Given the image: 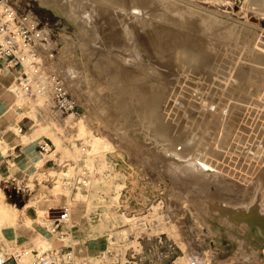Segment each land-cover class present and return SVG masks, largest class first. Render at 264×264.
Listing matches in <instances>:
<instances>
[{"label":"rangeland","instance_id":"374dc122","mask_svg":"<svg viewBox=\"0 0 264 264\" xmlns=\"http://www.w3.org/2000/svg\"><path fill=\"white\" fill-rule=\"evenodd\" d=\"M114 1L79 2L93 35L85 42L77 24L41 6L39 0H10L19 12L33 13L52 29L59 66L55 68L85 116L79 124L72 123L73 130L40 119L31 130L46 125L50 131L46 136L56 143L60 159L82 157L91 168L99 167L98 177L110 178L101 188L104 198L97 208L119 217L95 243L99 251L90 258L107 249L110 230L129 234L137 229L140 237L130 236L119 247L141 252L140 264H259L264 254V0H147L143 12L127 8L125 0ZM187 7L197 12H187ZM143 18L148 27L135 24ZM63 37L76 42L66 60L59 56ZM185 56L188 60L182 59ZM71 74L82 84L79 94L68 83ZM123 75L144 78L139 81L150 86L148 98L130 95L131 82H122ZM120 103H126L124 110ZM144 108L155 116L149 119L148 135L138 115ZM28 115L36 118V109ZM91 134L113 144L105 157L94 156L93 161L81 150V145L88 147L85 142ZM65 138L73 139V145ZM68 166L67 175L72 177L75 167ZM58 167L46 164L21 184L19 192L17 186L1 184L0 198L13 206L26 196L31 201L47 199L49 195L40 198L44 194L35 192L38 181L47 179L67 191L68 184L58 173L67 170ZM118 182L125 184L116 198L113 187ZM50 191L54 194V187ZM58 194L60 199L64 193ZM234 213L241 219L231 223ZM123 215L133 216L131 222ZM135 221H146L147 229ZM251 224L257 228L251 229ZM142 229L148 233L146 238ZM3 247L6 252L12 249ZM95 262L116 264L113 258Z\"/></svg>","mask_w":264,"mask_h":264},{"label":"built area","instance_id":"2783aa9c","mask_svg":"<svg viewBox=\"0 0 264 264\" xmlns=\"http://www.w3.org/2000/svg\"><path fill=\"white\" fill-rule=\"evenodd\" d=\"M52 35V29L36 15L29 12H19L11 4L10 0H0V59L5 58L0 71L3 69H19L16 90L25 98V103L16 106L17 111L35 108L37 112H50L58 116L62 128L73 130L72 123L77 124L83 116V110L76 98L72 95L65 77L56 70L57 45ZM23 119H30L32 124H38V118L34 119L25 115ZM64 142L73 145V139H64ZM39 151L49 165L58 164L67 169L73 165L76 174L71 178L74 189L79 186L86 187L93 177L101 174L98 167H90L85 159L63 158L57 151V145L51 138L41 139ZM84 151L86 145H82ZM50 176H54L50 174ZM46 181L52 182L50 179ZM73 198L62 204L59 208L52 207L49 211L51 220L50 232L55 234L61 244L49 248L33 256L30 260L25 258L26 250L13 248L6 253L0 251V264H91L83 259L76 250L72 240L73 225H70ZM96 218L102 213L98 212ZM141 222V223H140ZM137 225H143L147 229L146 221H135ZM144 238L148 236L147 231ZM116 231L112 229L107 233L108 247L102 252V261L113 258V263L140 264L138 260L141 252L132 247L122 249L128 237L138 235L140 230ZM135 232V233H134ZM122 243V244H121ZM124 261V262H123ZM99 264V263H98ZM259 264H264V254Z\"/></svg>","mask_w":264,"mask_h":264},{"label":"bare ground","instance_id":"6f19581e","mask_svg":"<svg viewBox=\"0 0 264 264\" xmlns=\"http://www.w3.org/2000/svg\"><path fill=\"white\" fill-rule=\"evenodd\" d=\"M63 0H39V3H40V5L41 6H47V7H51V8H53L59 15H65V16H67L70 20H72L75 24H77L78 26H79V28H80V31H81V39L82 38H84L85 40V42L87 41V38H88V40H89V38H90V36L92 35L91 34V28H90V25H89V23H90V21H89V19H88V17L85 15V13L84 12H82L83 10H81V9H84L83 8V6L79 3V2H81V0L79 1V0H67L68 1V3L67 4H63V2H62ZM106 1V0H105ZM114 1V0H113ZM116 1H118V0H116ZM153 1V0H152ZM151 1V2H152ZM156 1L157 0H154V2L156 3ZM171 1H173V0H171ZM182 1H184V0H182ZM108 3V2H107ZM122 3V2H121ZM162 3V2H161ZM114 4H116L115 3V1H114ZM120 4V3H119ZM147 4V0H125V5L127 6V8H130V9H132L133 7H134V10L135 11H137L138 9H139V11L140 12H143L144 11V9H143V6H145ZM164 4V3H163ZM189 4V3H188ZM113 5V4H112ZM148 5V4H147ZM162 5V4H161ZM167 5V4H166ZM173 5V4H172ZM175 5H178V3H175ZM193 5V4H192ZM197 6V5H196ZM195 6V7H196ZM148 7V6H147ZM171 7V6H170ZM193 7H194V5H193ZM146 8V7H145ZM148 9V8H147ZM86 10V9H85ZM84 10V11H85ZM184 10H186L187 12H197V11H195L193 8H190V7H187V8H185ZM184 10H183V12H184ZM134 11V12H135ZM171 11H175V8H171ZM91 12V11H90ZM151 12V11H150ZM147 13V12H146ZM145 13V14H146ZM160 13V12H159ZM162 13H163V11H162ZM179 13V12H178ZM141 14V13H140ZM158 14V13H157ZM89 16V15H88ZM155 16V15H154ZM161 16V15H160ZM124 17V16H123ZM163 17H164V15H163ZM163 17H161V18H163ZM210 17V16H209ZM139 18V17H138ZM145 18H147V17H145ZM154 18V17H153ZM164 19V18H163ZM206 19V18H205ZM207 19H209L210 21L212 20V18L210 17V18H207ZM129 20H131V19H129ZM135 21L137 20V19H134ZM133 20V21H134ZM213 20H214V18H213ZM133 21H131L132 23H133ZM134 21V22H135ZM151 21V20H150ZM209 21V22H210ZM130 21H129V23H131ZM201 22V21H200ZM204 22V21H203ZM208 22V21H207ZM213 22V21H212ZM219 22V21H218ZM126 23V22H125ZM131 23V24H132ZM150 23H152V21L150 22ZM160 23V22H159ZM214 23V22H213ZM101 24V23H100ZM103 24H106V23H103ZM135 24H137V25H142L143 27H148V20L147 19H145L144 20V18L143 19H138V21L137 22H135ZM134 24V25H135ZM211 24V23H210ZM102 25V24H101ZM123 25V24H122ZM129 25V27L131 26L130 24H128ZM134 25H132V26H134ZM137 25H135V26H137ZM206 25V24H205ZM215 25V24H214ZM218 25V24H217ZM106 26H108V25H106ZM131 26V27H132ZM142 26H140L142 29H143V27ZM207 26V25H206ZM103 27V26H102ZM130 27V28H131ZM160 27V26H159ZM225 27V26H224ZM108 28V27H107ZM114 28V27H113ZM123 29V28H122ZM155 29V28H154ZM170 29V28H169ZM227 29H228V27H227ZM230 29V28H229ZM174 30V29H173ZM230 30H232V29H230ZM234 30V29H233ZM124 31H125V29H124ZM145 31V30H144ZM147 31H148V29H147ZM206 31V30H205ZM224 31H225V29H224ZM150 32H152V31H150ZM156 32V31H155ZM226 32V31H225ZM133 33V32H132ZM228 33V32H227ZM128 34V33H127ZM149 34V33H148ZM228 34H230V33H228ZM235 34V33H234ZM254 34V33H253ZM237 35V34H236ZM256 35V34H255ZM93 36V35H92ZM122 36V35H121ZM120 36V37H121ZM124 36V35H123ZM123 36H122V38H123ZM242 36V35H241ZM259 36V35H258ZM119 37V38H120ZM134 37H136V35L134 36ZM147 37V36H146ZM127 38V37H126ZM129 38V37H128ZM144 38V37H143ZM118 39V38H117ZM121 39V38H120ZM130 39H132V38H130ZM140 39V38H139ZM147 39V38H146ZM163 39V38H162ZM168 39V38H167ZM242 39V38H241ZM119 40V39H118ZM126 39H124V41H125ZM127 40H129V39H127ZM126 40V42H127V44H129L128 42L129 41H127ZM133 40H135L134 38H133ZM133 40H132V42H133ZM258 40V39H257ZM136 41H137V37H136ZM141 41H142V39H141ZM182 41V40H181ZM62 42H63V47H62V49H61V54L59 55L60 56V58H62V60H66L67 58H66V56H68L67 54H68V52L71 50V49H73V48H75V41L72 39V38H68V37H63V39H62ZM125 42V43H126ZM57 42L55 41V43H54V45H57L56 44ZM136 43V42H135ZM138 43H141L140 41L138 42ZM144 43V42H143ZM149 43V42H148ZM145 44V43H144ZM80 46V45H79ZM165 47V46H164ZM80 49H83L81 46L79 47ZM163 48V47H162ZM154 50V49H153ZM83 51V50H82ZM72 52V51H71ZM81 55H82V53H81ZM83 55H84V53H83ZM91 56V55H90ZM157 56V55H156ZM84 57V56H83ZM107 57V56H106ZM91 58V57H90ZM103 58V57H102ZM88 60H89V58H87ZM112 59V58H111ZM183 60H188V58H187V56H185V57H183L182 58ZM80 60V59H79ZM84 60V59H83ZM67 61H70V60H67ZM91 61V60H90ZM96 61L98 62V61H100V62H102L101 60H97V58H96ZM122 61V60H121ZM174 61V60H173ZM87 62H89V61H87ZM92 62V61H91ZM95 62V61H94ZM93 62V63H94ZM96 62V63H97ZM100 62H98L99 64H100ZM113 62V61H112ZM58 62H57V60H56V65H55V67L57 68V67H59L58 66V64H57ZM60 63V62H59ZM84 63V62H83ZM98 63H97V65H98ZM106 63V62H105ZM187 63V62H186ZM77 64V63H76ZM90 64V63H89ZM104 64V63H103ZM185 64V63H184ZM75 65V64H74ZM73 64H72V66H71V69H72V71L73 72H75L76 73V71H77V69H75L73 66H74ZM105 65V64H104ZM102 67H103V65H101ZM210 66V65H209ZM75 67H76V65H75ZM86 67H87V65H86ZM104 67H106V66H104ZM103 67V68H104ZM12 71V70H11ZM17 73H18V77H19V69H16L15 70ZM89 72H90V70H89ZM78 73V72H77ZM148 73V72H147ZM228 74V73H227ZM152 75V74H151ZM187 75V74H186ZM120 76V75H119ZM133 76L134 75H132V76H121V79H123L122 80V82H131V86H130V90H127V91H129V93H130V95H138V99H140V100H143V99H146V98H148V96L145 98V95H148V91H149V87L147 88V87H145V86H143L145 83L147 84V82H140L139 80H142V79H144V78H142L141 76H139L138 78L137 77H135V78H133ZM148 77V76H147ZM155 77V76H154ZM127 80H126V79ZM196 78V77H195ZM68 80V83H69V85L71 86V88L76 92V94H79L80 92H81V90H83L82 89V84H81V82H77L76 81V79H75V77H74V75L73 74H71V76H70V78H68L67 79ZM182 80V79H181ZM136 81H139V82H136ZM147 81V80H146ZM136 82V83H135ZM151 82V81H150ZM17 83H18V78L14 81V84H13V90H12V92L16 95L18 92H17V90H16V86H17ZM182 83V82H181ZM184 83V82H183ZM187 85V84H186ZM159 88V87H158ZM122 90V89H121ZM124 90V89H123ZM151 90H152V88H151ZM171 90V89H170ZM151 92V91H150ZM145 93H147V94H145ZM152 93V92H151ZM159 93V92H158ZM19 94V97H20V101H19V104H23V103H25V98L22 96V95H20V93H18ZM83 95V94H82ZM121 95V94H120ZM129 95V96H130ZM188 95V94H187ZM79 96V95H78ZM81 98H82V96H81ZM124 99V98H123ZM84 102H85V100H84ZM137 102V101H136ZM126 104V103H125ZM124 103H120V109L121 110H124L125 108H126V106L127 105H125ZM131 104H133L132 103V101H131ZM147 104V103H146ZM184 104V103H183ZM133 105H135V106H138V103H134ZM143 106H145L144 104H142ZM130 106V105H129ZM128 106V107H129ZM146 106H148V104L146 105ZM131 107V106H130ZM182 107V106H181ZM147 108V107H146ZM146 108H144L143 110H141L140 111V113H139V111H138V115H139V117H140V119H141V121H142V129H143V131H144V133L146 134V135H148V132H149V134H150V131L148 130V122H149V119H152L153 117L155 118V116H154V114H152V112L151 113H149L148 112V109H146ZM30 111H31V108L29 109V110H24L23 111V114H22V117L24 116V115H27V114H29L30 113ZM107 113H109V112H107ZM154 113H155V111H154ZM85 117V116H84ZM83 116H82V118H84ZM79 119V121H78V124H79V122H80V120H84V119ZM151 122V121H150ZM150 124V123H149ZM152 124V123H151ZM153 125V124H152ZM154 127V126H153ZM149 128H151V126L149 125ZM163 128V127H162ZM13 129L15 130V132L17 133V134H19V136L21 137V138H23L25 141L26 140H31V139H34L35 137H38V136H41V135H48L49 134V129H48V127L45 125V126H36V127H34L31 131H28V132H22L21 131V127H20V125H19V122L17 123V124H15L14 126H13ZM174 129V128H173ZM82 130V129H81ZM84 131V130H83ZM130 131H128V129L126 130V133L128 134ZM161 132V131H160ZM156 133V132H155ZM131 135V134H130ZM171 136V135H170ZM27 142V141H26ZM181 142V141H180ZM190 142V141H189ZM233 142V141H232ZM86 143H88V147L86 146V148H85V150L84 151H86V154L88 155V159L89 160H91V161H93V159H94V156H96V157H105V154H107L106 152L108 151V150H110L111 148H113V144H112V142L111 141H109L108 139H106L105 137H102V136H99V135H97V134H91L90 135V137H88V140H87V142H85V144ZM26 144V143H25ZM207 144V143H206ZM228 145V144H227ZM30 146V145H29ZM82 146V145H81ZM216 146V145H215ZM173 147V146H172ZM186 148V147H185ZM213 148V147H212ZM177 149V148H176ZM208 149V148H207ZM81 150H82V147H81ZM169 150V149H168ZM171 150V149H170ZM173 151V150H172ZM213 151V150H212ZM14 152V151H13ZM174 152H175V150H174ZM224 152V151H223ZM6 153V152H5ZM85 153V152H84ZM176 153H180V151L179 152H176ZM176 153H173L174 155L176 154ZM259 153V152H258ZM198 154V153H197ZM180 155H182V154H180ZM258 155V154H257ZM204 157V156H203ZM220 157V156H219ZM101 158H99V159H101ZM42 159V158H41ZM63 159V158H62ZM197 159V158H196ZM40 160V159H39ZM36 161H38V159L36 160ZM42 161L43 160H40L39 161V163L41 162L42 163ZM91 161H88V162H90V164H91ZM207 161H209L208 159H207ZM216 161V160H215ZM10 162H11V160H10ZM14 162V161H13ZM202 162V161H201ZM197 163V162H196ZM13 164H15V162L13 163ZM36 164H38V163H36ZM198 164V163H197ZM39 165V164H38ZM58 165V164H57ZM59 166V165H58ZM199 166H201V165H199ZM203 166H205V167H207V165H205V163H203ZM60 167V166H59ZM58 167V168H59ZM69 168V167H68ZM67 168V169H68ZM99 168V167H98ZM203 168V167H202ZM66 169V170H67ZM219 169V168H218ZM54 170V169H53ZM76 170V169H75ZM100 170V169H99ZM55 171H57V170H55ZM54 172V171H53ZM137 172V171H136ZM58 173H59V176H63V179H64V181H65V183H67L68 185H65V188L66 189H68L67 191H64L58 184L57 185H55L54 186V194H55V196L56 197H59L58 195V193H64L65 195H67L68 197H69V199H71L70 198V196L72 195V193H73V196H74V201H75V203L76 204H79L81 207L82 206H84L85 207V213H86V215L88 214V216H89V219H88V222H89V224L86 226L85 224H82V228H85V229H87V231H86V233L82 236V237H78L77 239H76V242H78V243H80V249H77V253L83 258V259H87L88 261H89V263H91V264H97L95 261L97 260L98 262L100 261V262H102V254H96V255H94V257L92 256V258H90V256H91V253L89 252V244H88V240H96V239H100V238H102V236L105 234V232L107 231V228L109 227V226H112V224H114V223H116V219L119 217V214L117 213V214H115L114 212L112 213V212H109L108 210H106V209H104V208H102V216H101V218L98 220V221H96V222H93L91 219H92V216H91V214L94 212L93 210H96V209H94V208H97V204L100 202L99 200H100V198H101V201L103 200V196L101 195V188L103 187V186H107L108 185V183L110 182V178L109 179H107V177H106V179L103 177H94L91 181H90V183L86 186V187H81V186H79L78 188H77V190H73V187H71V178H73L74 176H75V174H76V172H75V174L71 177V176H68L67 174H69L70 173V170L68 171H65V170H60V171H58ZM60 178V177H59ZM70 181V183L71 184H69L67 181ZM125 182V181H124ZM123 182V184H122V182H118V183H115V185H114V193L116 194V195H113L114 197L116 196V198H117V196H119L120 194H119V192H120V189H121V186L122 185H124L125 183ZM134 186V185H133ZM68 187H71V188H68ZM123 187V186H122ZM119 194V195H118ZM112 196V197H113ZM42 199H38V198H36L35 200H32L31 201V203H33L35 206H38V204H39V202L41 201ZM105 200V199H104ZM116 200V199H115ZM118 200H119V198H118ZM106 201V200H105ZM108 201V200H107ZM125 201V200H124ZM119 202V201H118ZM30 204V203H29ZM102 204H104V202L102 203ZM117 204V203H116ZM28 205V204H27ZM107 205H109V203L107 204ZM212 205H214V204H212V203H210L209 202V205H208V207H212ZM112 206V205H111ZM226 206V205H225ZM36 208V207H35ZM110 208V207H109ZM219 208H221V209H223V208H226V207H224V206H219ZM219 208H217V209H219ZM212 210H213V207H212ZM220 210V209H219ZM14 212H16L17 210H16V208H14V210H13ZM93 211V212H92ZM213 211H215V210H213ZM226 211V210H225ZM123 212V211H122ZM235 212V211H234ZM252 212H255V211H252ZM124 213V212H123ZM138 214V213H137ZM141 214V213H140ZM216 214H217V212H216ZM219 214V213H218ZM235 214V213H234ZM232 215V217H227V218H229V220L228 221H230L231 223H233V222H236V220L237 219H241V218H239V217H237L236 216V214L235 215ZM254 214H256V213H254ZM139 215V214H138ZM228 215V214H227ZM240 215V214H239ZM127 220H130V222H131V220H132V218H133V216H132V218H130V217H127L126 215H123ZM135 216V215H134ZM144 216H146V215H144ZM219 216V215H218ZM23 217V216H22ZM48 217V216H47ZM47 217H46V213L45 214H40L39 215V218H37L38 219V221H39V223H41V224H43V225H45L49 230L51 229V220H50V223L48 222V219H47ZM20 218L21 217H18L17 216V214H12V210L11 209H6V206H5V204H4V202L2 201V199L0 198V244H2L1 242H4V241H6L7 239H6V236L4 235V229H6L8 226H13V227H16L17 225H21V224H23V225H26V226H30V227H33V218H31V216H29L28 214H25V216H24V219L23 220H20ZM247 218H245V220H246ZM248 220V219H247ZM246 220V221H247ZM263 220V219H262ZM22 221V222H21ZM118 221V220H117ZM123 221V220H122ZM248 221H250V220H248ZM127 222V221H126ZM129 222V221H128ZM72 223V222H71ZM77 223V222H76ZM79 223V222H78ZM77 223V224H78ZM250 223H252L251 221H250ZM120 224V223H119ZM261 225H263V230H264V220H263V222L261 223ZM251 229H255V228H257V226H254V225H250L249 226ZM110 228V227H109ZM72 234V233H71ZM74 237V236H73ZM73 239V238H72ZM74 242V241H73ZM7 243V242H6ZM54 243H55V239H54V237H50V236H48L47 234H45V233H43L42 231H39V230H37V236H36V241H35V243L34 244H31V245H29L27 248H25L24 250H26V253H25V258L26 259H28V260H30L33 256H35L36 254H39V253H41V252H43V251H46V250H48L49 248H52V247H54ZM93 243V242H92ZM82 244H84V247L82 246ZM6 246V245H5ZM10 246V245H9ZM10 247H12V246H10ZM9 247V248H10ZM8 248V247H7ZM85 249H87L88 251H85ZM5 250V248L3 247V244L2 245H0V251H4ZM4 252H6V251H4ZM104 252V251H103ZM6 253H8V252H6ZM181 259L184 261V259L185 258H183V257H181ZM193 259V258H192ZM191 259V260H192ZM188 261H190V260H188ZM185 263H186V260H185Z\"/></svg>","mask_w":264,"mask_h":264},{"label":"crops","instance_id":"0c3cea01","mask_svg":"<svg viewBox=\"0 0 264 264\" xmlns=\"http://www.w3.org/2000/svg\"><path fill=\"white\" fill-rule=\"evenodd\" d=\"M1 67L2 63H0V68ZM15 70L16 69H13L12 71L3 69L2 71H0V185L4 184L5 187H7L8 185H14L15 187L17 186L19 192V190L21 189V184L27 179H30V175L38 174L40 169H43L47 164L45 163V158L39 151L38 144L41 139L50 137L41 135L35 137L34 139L26 140V142L13 129V126L19 122L21 131L23 133H26L31 130V126L33 125V121H31L30 119H23V111H17L16 109V106L19 104L20 97L18 93L15 95L12 92L14 81L18 77V74ZM37 118L40 119V122L45 120L50 122H59V120L57 119L58 116L54 113L52 115V113L50 112L40 113L36 111V118L34 119ZM37 159L38 161H36ZM39 159L43 160V162L39 163ZM13 161L15 162V164H13ZM36 163H38L39 165ZM42 182L38 181V183L36 184L35 192L38 194H44V196L40 198L47 197L45 195H49V198L40 201L38 206L31 204V200L27 199L28 196L25 197L24 201L19 202V204L15 202L14 205L16 206L4 202L6 209H11L12 214H17L18 217H21L20 220L24 219L25 214H28L29 216H31V218H33V227L21 224L17 225L16 227L8 226L6 229H4V235L6 236L7 240L2 242V244L3 246L6 245V248L14 246L10 247V249H13L15 248V245L18 244L19 248L25 249L29 245L34 244L36 241L37 230L42 231L50 237H54V246L61 244L57 236L51 233L45 225L39 223L37 218H39L40 214L45 213L46 217H49L50 209L52 207L59 208L62 204L66 203L69 200V197L66 195L68 197L66 198L64 194L60 199L55 197V195L50 191L54 187L53 183H50L48 181H44V183ZM51 185L53 187H51ZM52 195H54V197H52ZM70 198H74L73 193ZM14 208H16V212L13 211ZM101 211L102 210L98 207L91 214V220L93 222H96L101 218H96V215H98L97 213H101ZM85 212L86 211L84 206L77 207L76 203H74L70 225L74 226L71 236L73 238L72 240L75 243L76 250L79 245V243L76 242V239L78 237H82L87 231V229L82 228V224H85L86 226L89 224V216L88 214L86 215ZM76 222L79 223L77 224ZM99 240L100 239L87 241L89 244L90 253H97L99 251L98 245L95 246V243L99 242ZM10 264L14 263L10 262Z\"/></svg>","mask_w":264,"mask_h":264}]
</instances>
